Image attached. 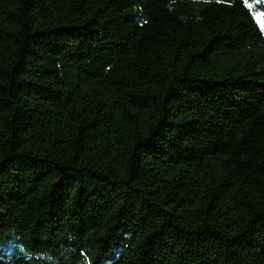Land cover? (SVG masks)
Wrapping results in <instances>:
<instances>
[{
    "label": "trees",
    "instance_id": "1",
    "mask_svg": "<svg viewBox=\"0 0 264 264\" xmlns=\"http://www.w3.org/2000/svg\"><path fill=\"white\" fill-rule=\"evenodd\" d=\"M12 235L0 264H264V0H0Z\"/></svg>",
    "mask_w": 264,
    "mask_h": 264
},
{
    "label": "rangeland",
    "instance_id": "2",
    "mask_svg": "<svg viewBox=\"0 0 264 264\" xmlns=\"http://www.w3.org/2000/svg\"><path fill=\"white\" fill-rule=\"evenodd\" d=\"M16 240H17L16 236L15 235H12V238L10 240H7V242L5 241L6 243L0 245V254H2V252L4 250L3 248L6 245H10L11 248H12V250L19 249V248L22 249L23 248L22 247V244L19 243V242H16ZM18 246H19V248H18Z\"/></svg>",
    "mask_w": 264,
    "mask_h": 264
}]
</instances>
